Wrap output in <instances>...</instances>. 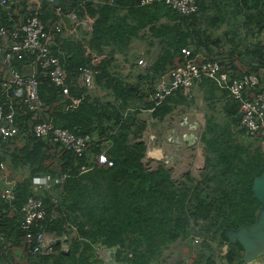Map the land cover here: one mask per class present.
Returning a JSON list of instances; mask_svg holds the SVG:
<instances>
[{"label": "trees", "instance_id": "trees-1", "mask_svg": "<svg viewBox=\"0 0 264 264\" xmlns=\"http://www.w3.org/2000/svg\"><path fill=\"white\" fill-rule=\"evenodd\" d=\"M1 1L0 25L9 30L34 12L23 8L17 13L21 0H13L18 3L11 8ZM217 1L199 0L198 12L190 15L174 11L163 0L148 6H140V0L39 1V18L46 31L53 33L51 48L67 72L63 86L40 77L38 92L48 122L76 136L95 137L98 142L93 154L106 138L111 139L108 155L114 165L108 169L95 165L82 172L93 158L60 154L61 170L68 177L58 203L48 210V216L56 218L44 222L42 228L47 238L63 240L69 254L56 243L48 255L28 251L26 264H102L97 256L102 246L114 249L120 264H164L173 249L179 252L175 264H236L243 257L237 246L225 241L224 233L256 221L261 204L253 185L264 174V134L250 136L241 127L240 102L209 78L197 85L207 108L201 136L204 166L199 179L186 174L176 181L163 165L148 170L143 163L147 146L137 137L146 124L139 117L142 112L154 109L151 118L162 122L178 107L195 105L196 98L182 89L158 106L149 95L160 76L182 62L187 52L192 56L213 53L223 38L216 33L224 24L228 27L225 36L234 33L231 53L248 58L252 64L249 72L260 79L257 72L264 71V0H224L222 5ZM56 7L65 12L75 9L77 19L67 18L68 27L78 31L86 23L87 31L81 36H63L60 28L52 27L58 20ZM142 32L150 35L152 45L155 40L159 45L156 54L149 52L146 68L137 63L143 58L139 52L122 50L140 39ZM116 51L130 64L132 79L116 64ZM29 61L25 55L13 64L22 68ZM84 68L98 72L93 86L78 84ZM260 82L259 90L264 80ZM33 123L32 112L24 108L18 113L15 126L30 140L18 151L0 154V163L23 172L16 182L15 197H9L6 185L0 189V236L15 249L20 248L23 237V203L38 196L50 206L58 192V187L52 186L37 193L31 185L36 175L57 176L49 163L47 145L31 135ZM11 142L9 139L6 145ZM5 247L0 246V264L11 259Z\"/></svg>", "mask_w": 264, "mask_h": 264}, {"label": "built area", "instance_id": "built-area-1", "mask_svg": "<svg viewBox=\"0 0 264 264\" xmlns=\"http://www.w3.org/2000/svg\"><path fill=\"white\" fill-rule=\"evenodd\" d=\"M54 1L47 0L50 4ZM157 1L159 0H140L139 5L148 6ZM163 1L166 6L182 15H190L199 10V0ZM17 3L13 0L1 1V4L8 8ZM31 4L33 5L31 10L34 12L16 22L13 30L0 25V147L6 145L7 141L14 136L16 115L22 113L24 108L32 112L34 123L31 135L47 145L51 157L49 163L57 172V176L36 175L31 178V185L37 193L48 190L52 186H57L58 192L52 198L50 206L38 196L29 197L21 206L20 229L23 237L20 249L23 257L28 251L33 254L48 255L55 250L54 246L58 239L47 238L42 224L56 218V215L49 217L48 210L58 203L59 195L68 177L61 170L58 159L60 154L71 153L75 159L83 156L93 158L92 164L89 167L85 166L82 172L90 170L95 165L106 169L114 165L113 159L108 155L113 146L111 139L106 138L99 152L93 154L92 148L98 142L95 137L76 136L69 130L55 127L48 122V114L38 92L40 80L50 79L56 86H63L67 81V72L51 48L54 44L53 33L46 31V25L39 18L40 3L38 2L35 6L32 0H27L26 5ZM55 12L58 17H66L73 21L77 19L75 9L65 12L61 7H56ZM25 55L31 58V61L22 68H17L13 61L22 60ZM137 63L143 68L148 66L143 58ZM97 73L91 68H84L77 78L78 84L93 86ZM203 78L215 81L220 89L229 92L240 102V124L248 135L254 136L258 132L264 134V86L259 90L261 82L258 76L252 72H246L236 77L218 59L202 52L193 56L187 52L182 62L173 65L164 75H161L158 84L149 95V100L158 106L177 89H182L185 95L192 97ZM6 182L7 175L4 163L1 162L0 187ZM9 184L11 187L14 186V183Z\"/></svg>", "mask_w": 264, "mask_h": 264}, {"label": "rangeland", "instance_id": "rangeland-1", "mask_svg": "<svg viewBox=\"0 0 264 264\" xmlns=\"http://www.w3.org/2000/svg\"><path fill=\"white\" fill-rule=\"evenodd\" d=\"M118 55L117 53V58ZM120 69L122 72V68ZM124 76L132 79L127 74ZM192 97L196 98L195 105L189 109L178 107L162 122L153 120L151 111H144L139 115L146 123L137 136L138 141L147 146L144 165L150 171L163 165L171 171L172 178L176 181H181L186 174L199 179L204 166V144L201 136L205 129L207 108L202 93L195 90ZM218 113H221L220 108ZM221 119L222 116L219 117L220 121ZM1 186L4 187L5 184L2 183ZM169 254L170 259L164 264H175L179 257L178 250L173 249ZM256 261L264 262V257Z\"/></svg>", "mask_w": 264, "mask_h": 264}, {"label": "crops", "instance_id": "crops-1", "mask_svg": "<svg viewBox=\"0 0 264 264\" xmlns=\"http://www.w3.org/2000/svg\"><path fill=\"white\" fill-rule=\"evenodd\" d=\"M27 0H21V2L18 3L19 9L18 11H16L17 13H21L23 8L27 9L28 11H32L31 10V5H26ZM33 3L39 2L40 0H32ZM211 2V0H210ZM217 3L219 5H222L224 3V0H219L217 1ZM210 14H213L214 8L211 5L210 9ZM21 15V14H20ZM29 15V13L26 15V17ZM58 27L60 28V32L63 36H81V32L82 31H87L88 26L86 23H83V27L81 30L78 31H74L73 29H70L68 27V19L65 17H58V20L55 21L54 25L52 27ZM228 30V27L226 24L223 25V27H221L220 30H218V32L216 34H219V37H223L222 39H220V41L218 42L217 46H214V51L213 53H209L208 51L206 52L208 55L218 59L222 65L224 67H226L227 69H229L232 74L236 77H240L243 74H245L246 72H249L250 69L252 68V64L250 63V60L248 58H245L244 56H241L237 53H231L233 52L232 50L235 48L234 43H232V35L234 33H231L229 35L225 36V32ZM145 32H148V30L146 29ZM141 38L138 40H134L128 48L122 49L123 51H137L139 52L143 58H145L144 60L148 59V55L149 52L156 54L159 48V45L157 44L156 40L154 41V44L152 45V43H150V35L148 33H146V35L144 34V32L140 33ZM249 43V42H247ZM117 53L119 51H116ZM204 53V52H202ZM118 58L121 57V59H118L115 55V58L117 60L116 64L118 65V67L122 68V72L123 74H127L130 75L131 74V67L130 64L128 62H126L124 60V56L123 53H118ZM123 57H122V56ZM257 74L259 75L261 80H264V71L263 70H259L257 72ZM196 90V89H195ZM30 140V137L27 135H23L22 132L15 128L14 131V136H12L11 138V143L7 144L3 147H1V149H5V150H0V154L4 155L10 152H14V151H18L22 148H24L28 142ZM4 163V162H2ZM4 170L6 172L7 175V182L4 183L7 187H8V195L9 197H15L17 195V192L15 190V186H16V182H18L21 177H22V171L21 170H14L8 167V165L6 163H4ZM9 183H14V186L11 187ZM1 188V187H0ZM6 245L5 249L7 253L11 252V259L10 262H3L2 264H26L25 262V257L22 256L21 254V249H15L12 248L10 243H6L5 241H3L2 237L0 236V246L2 245ZM61 249L62 250H66L68 248V246L64 243V241H61ZM100 250V247H98V251ZM99 257L100 259L103 261L102 264H115L117 263L116 260L114 259V261L112 262V258L111 254L108 252L107 254H105L103 251L101 253H99ZM115 258V256H114ZM120 264V263H118ZM253 264H264V262H257L253 263Z\"/></svg>", "mask_w": 264, "mask_h": 264}, {"label": "water", "instance_id": "water-1", "mask_svg": "<svg viewBox=\"0 0 264 264\" xmlns=\"http://www.w3.org/2000/svg\"><path fill=\"white\" fill-rule=\"evenodd\" d=\"M253 190L261 204L256 221L238 229H229L224 233L225 241L228 244L237 246L243 252V257L236 264H250L264 256V174L254 182ZM56 243L61 244V240L58 239ZM68 250L67 248L62 250V252L69 254ZM102 251L105 254L109 252L111 257H113L112 262L114 261V249L102 246L99 251L97 250V256Z\"/></svg>", "mask_w": 264, "mask_h": 264}]
</instances>
